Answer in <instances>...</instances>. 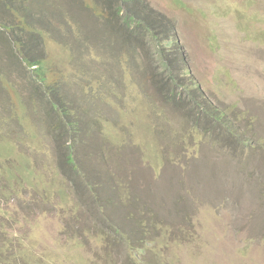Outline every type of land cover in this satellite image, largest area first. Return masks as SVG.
<instances>
[{
  "label": "rangeland",
  "instance_id": "rangeland-1",
  "mask_svg": "<svg viewBox=\"0 0 264 264\" xmlns=\"http://www.w3.org/2000/svg\"><path fill=\"white\" fill-rule=\"evenodd\" d=\"M137 4L130 31L105 17L110 0H0V172L30 179L0 204L3 230L53 264H146L137 237L147 264H264V0ZM152 19L230 123L192 127L131 74ZM97 225L139 233L103 250Z\"/></svg>",
  "mask_w": 264,
  "mask_h": 264
},
{
  "label": "trees",
  "instance_id": "trees-1",
  "mask_svg": "<svg viewBox=\"0 0 264 264\" xmlns=\"http://www.w3.org/2000/svg\"><path fill=\"white\" fill-rule=\"evenodd\" d=\"M138 1L139 0H110V6L108 7L106 5V7H108V9L106 10L108 14L105 17L116 19L117 24L123 25L126 29L132 31L133 28H135L138 24L142 25L144 21L139 15L140 12L144 11L140 7H138ZM146 14L151 17L149 13ZM154 21L157 25L155 23H151L150 25H145L144 28L151 34L150 38L154 40H151L144 34H142V39L144 40V46L148 45L149 43L154 44L156 50L155 53L158 55L160 62H148V60H150V58L148 57L149 54H147L144 46L141 44L140 49L142 50V62L135 63L136 67L130 69L131 74L136 73L140 76L146 75L150 77L148 78L149 83L155 89L161 104H168L171 108L176 110L177 108L174 106L175 103H180L182 108H185L182 112L188 113L189 118L186 119L192 124V127L198 128L200 126L199 121L201 119L204 120V118L208 115L212 116L213 119L230 123V119L228 118V115H226L225 110L211 105L206 99L204 100V98L202 97V92H198L197 90L192 88L193 82L191 76H187L185 67L183 65V63L185 62H175L177 58L170 57V54L168 53L169 50L162 44L164 37L162 38L163 35L161 34L163 33H160L161 26L158 25V22L156 20ZM136 48H138V45H132V47L130 49H127V51L130 52ZM159 52H162L163 56H161ZM128 63L132 65L134 62ZM30 66H32V64H30ZM161 108H164V106H161ZM182 116L183 118H185L184 114H182ZM115 122L120 121L117 120ZM67 124L71 125L69 122H67ZM56 127V129L58 130L59 123ZM220 128H223V126H218L214 131H220ZM204 129L208 131V128ZM66 160L68 163H71L73 161L71 146L67 147ZM8 164V171L0 172V174L3 175L2 178H0V204H6L8 202L7 194L12 191V185H19L20 187H24L26 186L25 184H27L30 180H24L21 177H15V175H12L11 167L13 166V163L8 162ZM6 175H8V177H6ZM11 180L14 181L15 184L10 183ZM9 227H11V225ZM3 228L4 227L2 223H0V264H53L49 257H42V255H38L35 252V243L33 242V240L27 238L25 239L24 237H14L15 235L4 231ZM87 233L92 237H96L97 235L98 242L101 241V249L105 250L107 249L110 238L112 241L118 240V237H120L121 242L123 239V242H125L127 246L129 237H136L138 236L139 232L136 233L134 229H131L130 232L126 234L128 238L124 239V233L120 231L118 227L97 225L87 228ZM133 240L134 244L132 245V247H136V253L139 251V255L142 256L141 261H144L145 255L148 254L150 255L149 260L146 261V264L150 261L151 255L155 256V258L158 259L156 253L152 254L154 247H148L145 249L146 245L144 242V238L137 237ZM135 256H137V254H135ZM108 263L110 262H108L105 257L102 258V262H100V264ZM93 264L98 263L93 262ZM139 264H143V262Z\"/></svg>",
  "mask_w": 264,
  "mask_h": 264
},
{
  "label": "crops",
  "instance_id": "crops-1",
  "mask_svg": "<svg viewBox=\"0 0 264 264\" xmlns=\"http://www.w3.org/2000/svg\"><path fill=\"white\" fill-rule=\"evenodd\" d=\"M263 125H264V113H263Z\"/></svg>",
  "mask_w": 264,
  "mask_h": 264
}]
</instances>
